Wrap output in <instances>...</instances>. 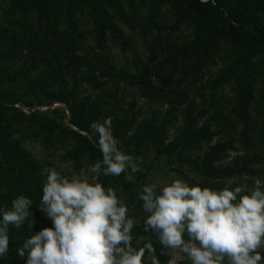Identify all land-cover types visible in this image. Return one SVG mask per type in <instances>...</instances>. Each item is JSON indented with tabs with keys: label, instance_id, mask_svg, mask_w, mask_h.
<instances>
[{
	"label": "trees",
	"instance_id": "16d2710c",
	"mask_svg": "<svg viewBox=\"0 0 264 264\" xmlns=\"http://www.w3.org/2000/svg\"><path fill=\"white\" fill-rule=\"evenodd\" d=\"M54 103L64 109L31 110ZM109 117L136 164L152 152L189 186L264 181V0H0V208L20 195L33 201L23 227L10 226L0 264H26L17 249L53 227L40 208L53 164L24 142L60 151L77 174L102 160L90 125ZM144 179L129 169L97 182L130 206L133 247L151 244L168 264L144 228Z\"/></svg>",
	"mask_w": 264,
	"mask_h": 264
},
{
	"label": "clouds",
	"instance_id": "9594fccd",
	"mask_svg": "<svg viewBox=\"0 0 264 264\" xmlns=\"http://www.w3.org/2000/svg\"><path fill=\"white\" fill-rule=\"evenodd\" d=\"M102 160L73 178L49 169L40 208L52 221L17 249L26 264H159L151 244L133 247L135 222L117 190L99 182L100 175L119 177L140 171L133 157L121 151L112 131V118L93 122ZM127 135L131 137L130 130ZM139 159V158H137ZM146 184L138 193L147 213L145 231L152 232L167 253L191 264H264V181L214 190L174 180L159 189ZM33 201L23 195L11 208H0V259L9 252V228L21 229L32 217ZM178 250V251H177Z\"/></svg>",
	"mask_w": 264,
	"mask_h": 264
},
{
	"label": "rangeland",
	"instance_id": "374dc122",
	"mask_svg": "<svg viewBox=\"0 0 264 264\" xmlns=\"http://www.w3.org/2000/svg\"><path fill=\"white\" fill-rule=\"evenodd\" d=\"M114 53V57L117 61H121L123 60L122 55L117 52V51H113ZM218 67H212L209 69L208 73L209 74H213V72L217 69ZM207 75L204 77L206 78ZM225 94H227V90L224 91ZM17 107H19V105H16ZM50 109H58V110H63L64 107L63 105L54 103L52 104L50 107H44V108H38L35 107L31 110H37L39 112H46L49 111ZM22 111L24 113H27V111H25L24 109H22ZM174 132V130H169V133L172 135V133ZM24 146L26 147V149L28 151H30L33 155H35L37 157V159H43V160H47V161H51L53 166L49 167L48 169H46V172L48 173L49 169H55L56 171L60 172L62 175L68 177L69 179L73 178L74 176L78 175L79 173H74L73 171H70V169L68 168V166L64 165L61 163V159L59 157L60 155V151L51 149V150H44L43 147L41 145L38 144V142H29V141H25L24 142ZM236 153L234 152H230L229 153V157L232 158ZM237 154H240L239 152ZM133 162L136 163L133 159ZM138 167L141 171V173H143L145 175V179L142 182V185H140L138 187L139 188H143L146 184H151V183H157L158 184V188H157V192H159V189L171 184L174 180H181L179 178V174L177 172H175V167L174 165L171 164H166L165 160L162 157H156L153 155L152 152H147V154L142 158V163H137ZM64 167V168H63ZM184 171V170H183ZM185 173V171H184ZM142 205V204H141ZM128 206V205H127ZM129 209V216L130 218H132L134 216V214L131 212L130 210V206H128ZM178 251V250H177ZM173 259V256L171 255V258ZM187 258H184L182 255H175V260H176V264L182 260H186Z\"/></svg>",
	"mask_w": 264,
	"mask_h": 264
}]
</instances>
